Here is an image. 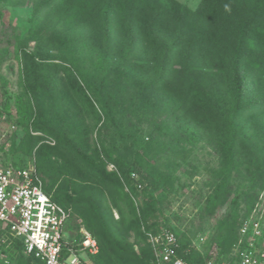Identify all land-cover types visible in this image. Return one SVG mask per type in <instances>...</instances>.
<instances>
[{
	"label": "rangeland",
	"instance_id": "1",
	"mask_svg": "<svg viewBox=\"0 0 264 264\" xmlns=\"http://www.w3.org/2000/svg\"><path fill=\"white\" fill-rule=\"evenodd\" d=\"M37 1L0 4V51H6L0 62V136L7 145L0 162L36 168L47 193L71 209L72 236L82 220L100 233L104 243L108 231L136 251L152 250L148 234L160 225L188 237L218 238L217 225L228 206L211 210L209 201L216 196L219 173L226 177L232 165L226 156L228 137L201 112L203 85L197 65L191 64L193 71L183 77L160 83L158 65L147 61L144 50L133 62H125L120 38H116L120 48L114 41L106 50L90 30L71 28L39 42L40 27L47 23L32 33ZM175 1L192 11L202 3ZM257 30L262 37L264 25ZM261 37L248 44L256 63L264 62ZM246 77L245 104L252 107L262 90L248 71ZM102 87L115 100L114 123L101 110ZM241 124L257 138L256 149L243 151L238 164H247L245 173L234 175V195L228 203L251 186L258 195L254 209L258 207L257 214L264 219V112L244 114ZM72 142L101 167L82 161ZM120 160L130 167V179L118 167ZM239 203L242 221L254 209L249 212L247 198ZM27 260L22 244L0 226V264ZM146 263L155 264V259L150 256Z\"/></svg>",
	"mask_w": 264,
	"mask_h": 264
},
{
	"label": "trees",
	"instance_id": "2",
	"mask_svg": "<svg viewBox=\"0 0 264 264\" xmlns=\"http://www.w3.org/2000/svg\"><path fill=\"white\" fill-rule=\"evenodd\" d=\"M14 1L19 0H0V4L12 5ZM226 4L230 11L225 10ZM34 7L32 33L36 35L41 30L39 42L57 37L71 28L90 30L102 39L106 50L113 47L114 41L120 48L116 40L120 38L125 47L122 49L125 62H133L137 52L144 50L147 61L151 65H158L160 83L183 77L185 72L193 71L191 64L197 65L203 85L201 112L228 137L226 156L232 167L225 171L226 177L219 173L220 181L215 186L216 196H211L209 201V205L212 203L211 210L218 205L228 206V209L217 225L218 238L208 241L209 246L217 244L222 252H228L237 240L241 224L239 200L247 198L251 212L256 206L255 196H258L250 186L247 193L237 194L236 199L228 203L234 195V175L242 174L243 171L245 173L247 164H238L244 157L243 151L247 148L252 151L256 149L257 138L247 133L241 124L242 116L250 112H264V62L256 63L258 60L248 51L251 39L261 37L257 29L264 25V0H202L197 11L175 0H38ZM44 22L47 26L41 28L40 23ZM5 52L0 51V62ZM28 57L29 54H26L25 62ZM247 71L262 90L252 107L245 104L248 94ZM99 94L102 112L108 121L114 123L117 106L113 96L106 87H102ZM71 145L88 166L101 167L100 161L84 154L77 144L72 142ZM249 158L254 161L255 156L250 155ZM253 161L252 165L259 167ZM117 165L126 179H130V167L121 160ZM247 172L250 174L251 171ZM258 173L259 168L251 173L252 179ZM84 225L100 245L99 254L91 259L92 264H147L150 256L154 258L153 250L146 251L140 247L136 251L131 245L124 246L118 237L108 231V243H104L100 233L88 222H84ZM172 230L180 235L177 230ZM181 236L183 247L196 237L185 234ZM27 258L30 259L27 260L29 264L31 260L43 264L31 256ZM185 259L190 264H201L200 255L196 251ZM28 263L20 261V264Z\"/></svg>",
	"mask_w": 264,
	"mask_h": 264
},
{
	"label": "built area",
	"instance_id": "3",
	"mask_svg": "<svg viewBox=\"0 0 264 264\" xmlns=\"http://www.w3.org/2000/svg\"><path fill=\"white\" fill-rule=\"evenodd\" d=\"M5 137L0 136V158L5 155ZM258 207L241 224L237 240L228 252L200 234L183 247L182 236L161 225L148 234L155 264H190L185 258L193 251L201 264H264V219ZM72 211L55 202L45 189L35 167L20 168L0 162V226L19 241L27 256L43 264H92L100 252L96 237L79 221L72 236Z\"/></svg>",
	"mask_w": 264,
	"mask_h": 264
},
{
	"label": "clouds",
	"instance_id": "4",
	"mask_svg": "<svg viewBox=\"0 0 264 264\" xmlns=\"http://www.w3.org/2000/svg\"><path fill=\"white\" fill-rule=\"evenodd\" d=\"M225 10L226 11H230V8H229V6L227 4L225 5Z\"/></svg>",
	"mask_w": 264,
	"mask_h": 264
}]
</instances>
